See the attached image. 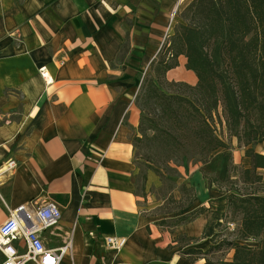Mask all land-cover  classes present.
I'll return each mask as SVG.
<instances>
[{
	"label": "crops",
	"instance_id": "1",
	"mask_svg": "<svg viewBox=\"0 0 264 264\" xmlns=\"http://www.w3.org/2000/svg\"><path fill=\"white\" fill-rule=\"evenodd\" d=\"M183 2L0 0V225L20 204L55 203L61 219L42 237L50 248L70 242L61 264L205 262L187 251L212 245L225 206L193 202L186 214L203 212L167 228L182 215L148 214L135 180L139 66L165 43ZM178 61L170 80L183 74L187 59ZM10 160L17 165L7 170ZM194 176L209 197L201 171ZM108 236L127 242L113 249Z\"/></svg>",
	"mask_w": 264,
	"mask_h": 264
},
{
	"label": "trees",
	"instance_id": "2",
	"mask_svg": "<svg viewBox=\"0 0 264 264\" xmlns=\"http://www.w3.org/2000/svg\"><path fill=\"white\" fill-rule=\"evenodd\" d=\"M182 20L156 64L155 76L145 78L141 85L137 103L141 99L139 131L143 136L134 138L135 147L138 149L137 142L148 138L150 128L157 130L145 115L154 102L169 120L179 122L174 129L181 133L196 122L197 130L193 131L202 149L201 157H212L214 151L226 145L214 128V114L221 102L230 134L246 146L252 145L245 152L251 166L244 170V180L261 182L258 169H264V154L253 146L264 145V0H191ZM179 55L186 56L187 69L195 72V86L162 82L161 77L178 65ZM165 83L182 86L189 95L170 93L161 86ZM227 207L223 217L227 212L241 216L240 239L264 236V194L230 193ZM202 212L196 210L188 221ZM230 246L234 251L232 260L220 264H264V237L257 247L235 241ZM189 252L204 253L194 249ZM203 264L211 262L205 258Z\"/></svg>",
	"mask_w": 264,
	"mask_h": 264
},
{
	"label": "rangeland",
	"instance_id": "3",
	"mask_svg": "<svg viewBox=\"0 0 264 264\" xmlns=\"http://www.w3.org/2000/svg\"><path fill=\"white\" fill-rule=\"evenodd\" d=\"M190 1L184 0L177 12L174 13L170 25L165 30V43H163L159 51H157V48L154 49L157 53H154L153 59L148 63L140 64L138 74L141 85L145 78L155 76L154 69L156 68V64L162 58L161 54L163 53L164 55L166 53L171 36L177 30L179 24L182 23L183 11ZM127 50H129L128 47H123L121 58H124L123 54ZM121 58L117 66L120 69H125L127 59L124 61ZM166 60H169V55H166ZM176 66H179V61ZM180 71L183 74L179 75L175 72L171 80L167 78L166 72L165 77H161L162 82L167 80L169 82H183L191 85L187 81L189 69H187L186 64ZM196 84L191 86H195ZM161 86L170 93L178 92L189 95V91L187 89L186 91L182 86L174 87L167 83H165V86L164 84H161ZM137 105L140 109L141 99ZM145 115L149 120L148 123L156 126L157 130L150 128L147 132L148 138H145L142 142H137L136 158L138 172L135 178L136 190L144 198L142 202H145L148 214L158 217L159 220L179 215L186 216L183 220H181L180 217L182 216H180L178 219L174 218L163 221L165 222V227H172L180 221L187 222L193 212L187 214L186 212H188L193 202H202L203 200H205L204 202H220L221 205L225 206V210L227 211V198L230 193L257 192L258 194H264V169H258V173L262 176L261 182L252 184L244 180L243 172L251 166L245 152L252 145L246 146L236 136L230 134L221 102L218 105L217 112L214 114V128L226 145L225 147L218 148L213 152L212 157L204 160L201 157L202 149L198 145L197 135L193 131L197 130L195 128L196 122L189 125V129L185 133H181L178 129H174L178 127L179 122L169 120L163 113L162 107H159L154 102L149 104ZM137 136L142 137L143 135L139 131ZM170 143L172 144L171 146L169 145ZM253 148L256 152L264 154L263 143L254 145ZM198 171L202 173L204 187L205 190L207 189L206 192H208L209 197L204 198L199 193L200 184L194 176ZM223 202L224 204H222ZM240 223L241 216L232 215L230 212H227V216L222 218L221 225L217 227L216 239H212V245L209 248L203 249L204 253L199 255L207 258L211 264H220L223 261L232 260L234 251L232 246H230L231 242L235 241L257 247L264 236L248 240L240 239Z\"/></svg>",
	"mask_w": 264,
	"mask_h": 264
},
{
	"label": "built area",
	"instance_id": "4",
	"mask_svg": "<svg viewBox=\"0 0 264 264\" xmlns=\"http://www.w3.org/2000/svg\"><path fill=\"white\" fill-rule=\"evenodd\" d=\"M41 73L46 83L51 84L49 74L43 69ZM16 165L10 160L6 168L13 169ZM61 215V209L53 202L38 206L20 204L12 209L0 225V264H61L70 252V242L50 248L42 237L43 231L58 225ZM126 242L125 237L105 238L106 245L117 250L122 249Z\"/></svg>",
	"mask_w": 264,
	"mask_h": 264
}]
</instances>
